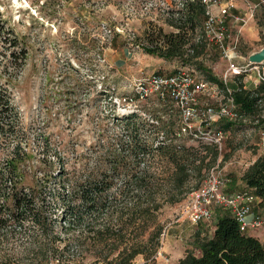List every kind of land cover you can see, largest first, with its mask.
<instances>
[{
	"label": "rangeland",
	"instance_id": "374dc122",
	"mask_svg": "<svg viewBox=\"0 0 264 264\" xmlns=\"http://www.w3.org/2000/svg\"><path fill=\"white\" fill-rule=\"evenodd\" d=\"M173 1L179 3V0H0V84L9 87L19 114L15 132L0 133V167L19 144L26 153L24 166L28 178L24 185L28 189L39 188L36 201L44 205L43 212L53 221L48 235L39 226L30 224L23 229L14 227L15 233L0 232V264L96 261L102 264L92 247L85 246L87 252L82 251L80 245L85 242L75 241L62 229L67 227L61 208L63 182L68 189L67 179L75 181L80 174H91L93 168L106 169L107 162L115 158L124 135L123 119L128 115L137 113L147 123L157 124L152 120L158 110L167 113L163 119L172 114L171 118L179 121L172 103H161L154 97L142 99L136 91L139 81L152 73L170 74L189 67L144 50L148 46L145 35H158L161 28L166 33L171 31L165 19ZM241 3L246 15L249 4L257 5L253 20L261 29L256 37H250L230 28L239 43L238 53L246 56L264 47V0ZM204 61L219 78L229 68L215 48H208ZM242 61L238 59L237 64ZM195 73L205 79L199 71ZM249 75L254 79L257 72L232 75L230 88L241 79L252 89L254 82ZM256 124L249 120L222 125L226 140L216 165L230 180V189L234 191L249 190L241 177L259 157H264L260 147L264 129ZM184 143L204 145L188 137ZM59 171H63L62 177H50ZM207 173L204 170L203 174ZM197 183L195 179L191 186ZM180 204L167 205L160 212L164 229L156 258H161L162 264H176L178 257L195 250L197 233L209 237L215 230V220L197 227L189 220H179ZM257 208L263 212L260 216H264V208ZM261 228L251 232L262 239L264 227ZM170 241L175 244L170 245ZM39 243L47 249L54 246L60 253L56 257L40 253ZM149 263L155 264L157 259ZM132 264H146V260L140 255Z\"/></svg>",
	"mask_w": 264,
	"mask_h": 264
},
{
	"label": "trees",
	"instance_id": "16d2710c",
	"mask_svg": "<svg viewBox=\"0 0 264 264\" xmlns=\"http://www.w3.org/2000/svg\"><path fill=\"white\" fill-rule=\"evenodd\" d=\"M166 14L165 23L171 31L166 33L161 28L158 35H145L148 46L144 50L189 66L223 87L204 61L208 48L214 49L200 37L206 7L199 0H179L178 4L173 1V8ZM239 80L231 85L235 102L249 120L264 129V83L251 90ZM8 88L0 84L1 134L14 133L19 121ZM166 114L155 111L153 118L157 124L147 123L137 113L128 115L123 119L124 135L115 158L107 162L106 169L93 168L91 174H80L75 181L67 179L68 189L63 182L61 208L67 227L62 229L75 241L85 242L80 245L82 251L87 252L85 246L92 247L102 264H132L140 255L146 264L154 263L164 229L159 220L161 210L182 203L192 190L200 187L207 175L204 170L209 172L218 162L216 147L187 146L186 138L177 139L178 121L171 118L172 114L163 119ZM16 147L0 167V232L15 233L17 227L23 229L30 224L48 235L53 221L43 212L44 205L36 201L39 188L28 189L24 185L28 178L24 166L26 153L19 144ZM62 174L59 171L50 177ZM195 179L198 183L193 187ZM241 180L264 208V157H259ZM194 244L195 250L187 251L177 264H264V243L244 234L236 219L227 213L218 219L212 236L197 233ZM38 250L54 257L60 253L54 246L47 249L42 243Z\"/></svg>",
	"mask_w": 264,
	"mask_h": 264
},
{
	"label": "built area",
	"instance_id": "2783aa9c",
	"mask_svg": "<svg viewBox=\"0 0 264 264\" xmlns=\"http://www.w3.org/2000/svg\"><path fill=\"white\" fill-rule=\"evenodd\" d=\"M206 7V19L202 26V37L209 47H214L229 68L220 78L223 87L216 82L200 78L193 69L181 68L173 73H152L139 81L136 86L140 98H156L161 103H172L179 121L175 135L177 139L190 138L204 145L217 148L220 153L226 140L222 127L224 122L247 123L248 117L235 102L229 82L232 75L257 72L253 79L257 87L264 83V64H250L248 57L238 53V41L230 32L228 19L235 8L233 0H199ZM248 2V0H243ZM257 5H248V16L253 19ZM242 59L245 63L237 64ZM255 87V88H256ZM154 122V120H152ZM260 147L264 151V132L260 135ZM230 180L224 177L219 165L206 175L199 188L192 190L180 204V219L189 220L193 225L210 223L218 210L231 215L238 222L242 232L264 227V216L248 217L259 198L252 190L230 191Z\"/></svg>",
	"mask_w": 264,
	"mask_h": 264
},
{
	"label": "crops",
	"instance_id": "0c3cea01",
	"mask_svg": "<svg viewBox=\"0 0 264 264\" xmlns=\"http://www.w3.org/2000/svg\"><path fill=\"white\" fill-rule=\"evenodd\" d=\"M242 2V0H233V3H234V6H235V8H233V10L231 11V14H230V17H229V19H228V24H229V27L231 28V27H234V28H237V30L239 31V33H246L248 36H250V37H256V35L259 33V30H261L255 23H254V20L253 19H250L249 18V16L248 15H246V13L245 12H242V7H243V3H241ZM244 14L246 15L245 17H244ZM231 30V29H230ZM259 49H261V48H258V49H255V50H253V52L254 51H257V50H259ZM250 53H252V51L251 52H249V53H247V55L246 56H244V55H242L243 57H248V55L250 54ZM242 60V59H241ZM119 63V65L122 67L123 66V64H121L120 62H118ZM242 63H245V61L243 60L242 61ZM254 84V83H253ZM244 85H245V87L247 88V89H249L248 87H247V85L244 83ZM255 85H254V87H252V89L251 90H253V89H255ZM230 188H231V185H230ZM230 191L232 192V191H234V190H232V189H230ZM238 191V190H237ZM259 206V200H258V202L253 206V212H252V214L248 217V220L249 221H251L256 215H260V214H263V212L261 213V211H259V209L257 208ZM264 210V209H263ZM224 213V211L222 212V210H218V212L216 213V215H215V218H214V222H215V226H216V224H217V222H218V219L220 218V216L222 215ZM201 224H205V223H201ZM200 224V225H201ZM193 225V224H192ZM198 226V225H197ZM197 226H195L194 225V227H197ZM262 229V228H261ZM251 230H256V229H248V230H246L245 232H243L244 234H247V235H250V236H254V237H257L262 243H264V231H263V236H262V239L260 238V236H255L252 232H251ZM257 230H259V229H257ZM171 244H175L173 241H172V243H171V241H170V245ZM176 245H173L172 247H175ZM167 247H168V245H166L165 247H163V250H162V252H164L166 249H167ZM176 248V247H175ZM165 253V252H164ZM160 255H162L161 253H160ZM162 257V256H161ZM184 256H180V257H178V261L181 259V258H183ZM157 259V263H155V264H162L161 262H160V259L161 258H159V257H157L156 258ZM178 261H177V263H178ZM176 263V264H177Z\"/></svg>",
	"mask_w": 264,
	"mask_h": 264
},
{
	"label": "water",
	"instance_id": "95a60500",
	"mask_svg": "<svg viewBox=\"0 0 264 264\" xmlns=\"http://www.w3.org/2000/svg\"><path fill=\"white\" fill-rule=\"evenodd\" d=\"M248 61L250 64H256V65L264 64V47L250 53L248 55Z\"/></svg>",
	"mask_w": 264,
	"mask_h": 264
}]
</instances>
